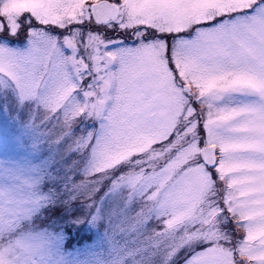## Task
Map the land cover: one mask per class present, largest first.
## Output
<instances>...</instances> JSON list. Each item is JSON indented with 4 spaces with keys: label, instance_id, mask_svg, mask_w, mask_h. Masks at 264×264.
I'll return each mask as SVG.
<instances>
[{
    "label": "snow or ice",
    "instance_id": "6c2138e0",
    "mask_svg": "<svg viewBox=\"0 0 264 264\" xmlns=\"http://www.w3.org/2000/svg\"><path fill=\"white\" fill-rule=\"evenodd\" d=\"M0 109V264H264V0H0Z\"/></svg>",
    "mask_w": 264,
    "mask_h": 264
},
{
    "label": "rangeland",
    "instance_id": "374dc122",
    "mask_svg": "<svg viewBox=\"0 0 264 264\" xmlns=\"http://www.w3.org/2000/svg\"><path fill=\"white\" fill-rule=\"evenodd\" d=\"M18 43V42H15ZM22 43V42H21ZM0 114L2 109H0ZM30 140L23 129L17 127L13 132V140L11 143L5 144L0 142V163L5 165H21L30 158ZM35 163V159L32 160ZM121 238L117 235V239L125 243L127 247H135L131 236ZM71 241H63L59 248L53 250L49 257V264H83L89 258L90 253H96L108 258L107 246L100 243L92 233H84L76 235L75 233L69 236ZM66 241V243H65ZM140 257L139 252L133 253L131 256L125 257L124 260L127 264H135V261ZM179 262V261H177Z\"/></svg>",
    "mask_w": 264,
    "mask_h": 264
}]
</instances>
